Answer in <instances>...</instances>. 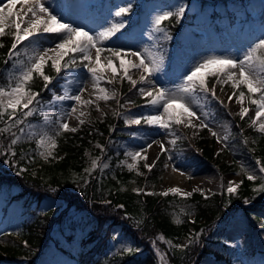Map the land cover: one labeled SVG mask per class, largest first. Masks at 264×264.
<instances>
[{"label":"trees","instance_id":"16d2710c","mask_svg":"<svg viewBox=\"0 0 264 264\" xmlns=\"http://www.w3.org/2000/svg\"><path fill=\"white\" fill-rule=\"evenodd\" d=\"M110 1L114 0H104L101 13L107 14ZM124 1L133 3V7H136V0ZM162 1L175 12L180 5L190 0ZM199 1L201 7L197 13L187 12L188 20L196 22V16L206 14L211 23L215 24L214 19L225 14L230 23L234 22L237 14L236 11L228 10V0ZM239 2L243 0H232L235 8L239 6ZM210 3H219L222 8L210 12ZM128 16L130 20L124 23V28L130 30L131 34L146 32L151 39L146 37L145 45L151 50L155 48L156 41L172 40L182 20V17L166 20L161 24L164 32H157L150 24L149 11L141 10L138 15L129 13ZM263 28L264 16L259 30ZM238 32L247 38L250 48L258 42V32L254 29L247 30L244 26ZM178 35L180 40L186 37L182 31H178ZM11 39V36H5L0 40L4 44L0 48V86L9 83L11 73L15 71L13 61L5 63ZM29 45L30 42L25 41L18 46L21 53L19 61L27 62L32 50ZM170 57L171 51H167L163 59L165 74L170 73ZM77 64L80 65L79 61ZM45 72L51 77L56 75L51 62ZM58 84L59 81L54 79L51 84L54 91H60ZM139 86L137 83L136 87L130 88L126 79L116 85L106 82V87L117 93V107L127 100H132L135 104L143 102L146 97L141 96ZM31 87L40 93L38 100L43 107L39 108L38 115L29 117L24 125L12 130L21 136L14 146L15 156L6 151L11 135L0 134V264H159L158 251L164 255L163 264H199L210 252L214 253L220 263L231 264L236 248L222 243L218 232L225 230L223 223L231 214L264 210V193L253 190L258 180L248 181L244 176L243 183L235 194L221 190L206 195L194 190L191 196L178 193L163 196L120 188V182H127L138 175L119 163L124 155L121 143L131 129L124 127V120L116 114L119 112L118 108L116 112H107L103 119L94 124L85 122L76 132H62L57 137L55 149L61 157L51 162L45 161L39 155L41 149L36 143L39 136L32 135L30 138L28 125L31 124L36 133L46 131L49 135H54L58 130V122L54 118L58 109L51 106L49 101L53 92L49 85L44 88L42 78L36 77ZM212 108L214 118L227 116L218 104ZM47 112L51 113L52 121L45 123L41 116ZM232 122L230 140L240 146H248L252 155L264 160V134L248 124V117L242 120L236 114ZM3 127L4 123L0 121V128ZM21 127L25 129L24 134L19 131ZM97 140L102 147L95 145ZM194 144L199 148L198 151L188 140L179 136L169 150L163 153L160 151L159 159L151 171L143 167L144 174L139 176L157 180L165 171L169 151L176 157L198 156L214 164L221 172L234 168L233 163L225 161L222 153L216 151L214 138L208 135V129L198 131ZM88 147H96V152L110 156L106 169L100 172L97 168L90 175L85 173ZM2 188L7 191L2 193ZM47 199L66 203V206L61 210L60 203L42 207ZM13 203L19 206V211L15 214L11 211ZM71 209L85 215L86 222L75 219L70 213ZM177 216L181 223L175 222ZM114 225L118 227V235L125 238L126 244L133 249H136L134 244H142V248L127 253L125 246L115 247L112 243L114 235L111 233ZM196 234H199L198 238L186 249L172 248L165 242L174 241L177 244L184 236L193 237ZM161 235L164 241L158 239ZM244 252L248 258H252L256 250L249 243Z\"/></svg>","mask_w":264,"mask_h":264},{"label":"snow or ice","instance_id":"6c2138e0","mask_svg":"<svg viewBox=\"0 0 264 264\" xmlns=\"http://www.w3.org/2000/svg\"><path fill=\"white\" fill-rule=\"evenodd\" d=\"M17 5H20L18 9L16 7ZM130 10V4L125 7H119L114 15L119 18L128 14ZM184 11L185 8L181 6L175 12L166 11L156 15L153 20L154 30L164 32V29L161 27L162 22L173 17L179 19L183 16ZM124 27L125 24L123 22L112 23L110 27L94 35L86 31L83 27H75L70 23L63 22L60 16L54 14L45 5L44 0H7V4L4 7H0V38L5 36H11L12 38L5 63L7 64L9 61H13V69H15L11 73L10 82L4 86H0V121L4 123V127L0 128V134H10L12 137L7 146V152L15 156L14 146L21 139V136L12 130L19 125H24L25 120L29 117L38 115L39 108L43 107V105L39 104L38 100L40 93L33 91L31 85L34 83L36 77L42 78L45 89L52 83L54 77L47 75L45 72V68L49 65V62H51V68L59 75L63 69L77 66L76 57L79 56L80 65L87 70L92 78L93 88L98 89L100 93V95L95 96V100L107 102L110 99H114L117 95L115 90L110 91L108 88L101 86V83L106 81V77L103 75L106 69H110L113 76V80H107V83H113L118 78L121 81L127 79L133 87H136L137 83L154 85L155 82L151 77L161 70L163 64L162 57L152 53L145 56L142 52H132L131 56L136 59L125 63V60L121 59V57L127 56L128 54L123 52L121 48L104 47V42L110 40ZM45 34H56L57 42L54 46L47 48L35 47V45L40 43L38 37ZM25 41H29V46L33 49V54L27 57L26 63L19 61L21 53L18 50V46L22 45ZM2 47H4V44L0 42V48ZM105 52L109 53L110 56L105 57L106 62H102V54ZM113 58L120 60L119 70L114 66ZM120 70H122V75H120ZM132 70L141 71L142 74L139 76V80L134 79L130 74ZM202 72H206L207 76L203 75ZM207 77L216 78L217 83L230 84L233 93L228 96V102L231 103L233 97H236L235 102L240 105L237 115L242 120L250 112V108L244 106V101L247 98L249 104L255 106L251 126L259 133L264 134V33L258 38V42L245 53L243 58L237 60L235 58L214 56L205 59L203 62L194 66L190 73L184 77V82L174 89L170 90L163 87L158 89L154 87L147 89L140 88L139 92L141 96L148 98L147 104L154 108H162L163 111L158 115L135 118L126 121V123L140 125L143 121L148 125L158 126L165 130L171 129L173 125H183L192 129L206 128L217 138L218 142L227 140V135L221 137L219 133L210 128L209 124L205 120H202L197 115V112L193 110V105L198 104L196 96L198 92L204 93L206 96L210 94L214 99L217 98L216 85L214 84L209 88ZM242 86L243 89L247 90V97L245 91L241 90ZM86 90V88L81 87L76 94L56 95L50 101L52 105L65 100L75 102L70 110L58 118V130L54 135H49L46 131L36 133L33 130V126L31 124L28 125L29 137L31 138L32 135L39 136L36 143L38 148L42 147L44 149V151L39 152V155L45 161L53 157V150L57 148V137L62 132L77 131L75 127L70 128L68 123L69 118L75 117L80 125L85 123V120L81 119V117L85 116V112L79 111L77 115V106L82 107L95 103L93 99L82 98ZM219 103L224 104V101H219ZM97 111H100L98 105ZM18 112L20 115H17ZM116 114L119 115V113ZM41 119L45 123L52 121V117L46 114L42 115ZM194 119L199 120L200 123H194ZM19 131L21 134L25 133L23 127ZM171 143L175 144L176 140L171 141ZM152 146L153 144L149 143L146 148L140 151L127 153L134 162L127 164L129 170L137 169V165L143 160L145 161L143 167L151 171L154 164L147 163L146 152L147 148H151ZM97 147L101 146L97 145ZM159 147L161 153L167 151L163 142H160ZM157 159H159V156ZM256 163L260 165L259 173L264 174V164L260 160H257ZM98 167L99 158H96L91 161V167L86 168L84 171L90 175ZM103 167L106 168L108 165L104 164ZM173 171H178V169L173 168ZM241 173L248 181H256L259 179L261 184L253 190L264 192V176H258L255 171L248 170L243 166L241 167ZM241 173H237V175ZM180 174L184 175L183 172ZM242 183V180L239 182L229 181L226 191L229 194H235ZM134 191L139 193L141 189H134ZM181 191L178 187H172L162 192L161 195L167 196L169 192L181 193ZM195 191L202 190L195 189ZM191 194V192L184 193L185 196H191ZM175 222L181 223L182 221L177 218ZM198 235L189 237L186 244L177 243L173 245L171 241L165 242L172 248L186 249L198 238ZM113 239L115 240L116 237L114 236ZM158 239L164 241L162 235ZM125 251L127 253H133L134 251H138V249L127 247ZM157 254L163 261L164 255L159 253V251Z\"/></svg>","mask_w":264,"mask_h":264},{"label":"rangeland","instance_id":"374dc122","mask_svg":"<svg viewBox=\"0 0 264 264\" xmlns=\"http://www.w3.org/2000/svg\"><path fill=\"white\" fill-rule=\"evenodd\" d=\"M102 0H44L45 5L60 16L63 22L70 23L75 27H83L86 31H89L92 34H96L107 27H110V19L105 15H100L97 12V8L95 6H100ZM7 4V0H0V7H4ZM130 3H125L121 0H117V2L113 3L110 8V15L114 14L115 11L118 10L119 7L128 6ZM131 5V4H130ZM143 6L147 7L151 11V22L156 15L162 14L163 12L170 11L168 6L160 0H144L142 3ZM200 6L199 1L194 0L189 6L184 5L185 9H189L190 11H195ZM17 9L20 5L16 6ZM232 8V4L230 5ZM212 10V7L210 6ZM264 13V0H247L244 6L237 10L238 16L235 18L234 23L231 24L232 27H227V23H225V32L226 37L222 38L216 32L213 31V28L207 26L209 34L205 35L204 39H199L195 36H192L188 41L184 44L178 43L176 46H173V43L170 44L172 48V59L171 63V73L170 75H165L163 72L156 73L160 77L154 80L153 84H146L147 88H165V89H174L179 84L184 82V77L190 73V71L194 68V66L203 62L205 59L210 57H227V58H235L241 59L245 55V53L250 49V46L247 44V38L238 33V29L242 26H247L251 28L258 27L259 19L261 15ZM125 18V17H124ZM223 21H228L226 17L223 18ZM224 23V22H223ZM208 24V18H204L199 25L185 27L183 29L186 32H191V28L195 30H204L205 25ZM7 31V30H6ZM264 33V32H262ZM259 33V37L261 34ZM40 43L35 45L38 48H47L50 46H54L57 42L56 34H45L38 37ZM151 39V37H150ZM142 36L136 35V37L130 38L128 37V33H124L120 36H113L110 40L104 42L105 48H121L123 52L127 53V56H122L121 59L125 60L127 63L130 60H134L136 58L131 56L132 52H142L144 55L148 56V53H151L147 46H144ZM160 49V48H158ZM31 55L33 54V49L31 50ZM94 54V50H93ZM145 55V56H146ZM110 56L109 53L102 54V62L105 61V57ZM169 58V55L167 56ZM114 66L119 70L120 60L113 58ZM138 62V60H137ZM163 70V64L162 68ZM214 70V69H211ZM134 79H138L142 74L140 70H132L130 73ZM203 75L207 76L206 72H202ZM103 75L106 77V80H113V76L110 69H106ZM120 75H122V70H120ZM60 84V92H56L53 94V97L56 95H72L76 94L81 87L86 88L87 90L83 93V99H93L95 100L96 95H100L98 89L93 88V81L90 74L83 67H73L69 68L66 73L59 75L57 78ZM153 80V77H151ZM120 81L118 78L113 82ZM209 88L212 85H216V96L214 99L210 94L206 96L204 93H197L198 104L196 105L198 108L195 110L197 115L205 120L209 124V127L214 131L219 133L221 137L224 135L228 136L227 140H223L222 142H218L215 137L214 146L217 150H220L222 153V158L227 161L233 163L235 166L232 170L227 172H221L217 167L205 161L198 156L194 157H175L170 154V158L166 162V169L161 174V176L156 180L142 178L139 175H143L144 171L142 169L145 161H140L137 165V169H133L137 172L136 177L129 179L127 182H120V188L122 189H141L140 192H151L161 194L162 192L167 191L169 188H172L169 185V181L173 179V174L176 171H173V168H177L178 171L184 173V178L187 177L188 181L181 186H178L182 191L181 195L184 193L192 192L195 189L202 190L205 194H212L214 192H218L221 190H226L229 181H241L243 178V174L241 173V167H245L248 170L255 171L258 176H264V174L259 173L260 165H257L256 161L260 160L262 164H264V160L258 156L251 154V149L248 146H240L232 141H229L230 127L232 126V116L237 114L240 109V105L235 102L236 97H233V101L231 103L228 102V96L232 95L233 89L230 84H222L217 83L215 80H211L210 77H207ZM214 81V82H213ZM106 81L101 83L102 87H106ZM213 82V83H210ZM113 84V83H112ZM221 89H223L221 91ZM34 91V90H33ZM238 95V92H237ZM52 97V99H53ZM247 97V93H246ZM215 100L224 101V104H221L227 112H229L230 116H222L219 118H214L213 108L211 105ZM74 101L65 100L62 102H56L54 105L58 109V113L54 116L55 119L62 117L65 112L70 110V108L74 105ZM97 105L99 106L100 111H97ZM114 106L113 99L105 102V105L102 106L100 100H95V103L87 106H77L78 112L84 111L85 116L81 117L84 120L96 121L103 117V115L108 112ZM244 106L250 108L249 116L250 119L254 117L255 106L250 105L247 98L244 101ZM123 107L125 108L123 112V117L125 122L135 118L147 117L149 115H158L162 112L161 108H154L146 103L144 106H140L137 109L132 106L130 101L124 103ZM222 109V108H221ZM223 110V109H222ZM224 111V110H223ZM46 115L51 116L50 112H47ZM194 123H200L199 120H193ZM68 123L70 128H80L82 125L78 123L75 117L69 118ZM128 124V123H126ZM133 125V124H128ZM192 129L190 127H185L183 125L173 126L169 130L161 129L158 126H144L140 129L131 130L130 135L123 139L121 143V147L124 148V157L121 160V163L127 167V164L134 163L131 158L127 155V153L140 151L147 147L149 143H152L153 146L151 148H147V163L154 164L159 152L160 142L164 143L165 148L171 147L173 143L171 141L175 140L178 136L183 137L184 140H188L189 142L194 143V137L197 135L198 130ZM208 135H212L211 132L208 131ZM155 142V143H153ZM95 145H99V141L95 142ZM96 147H88L86 149V154L88 158V164L85 167H91V161L93 159L99 158V167L98 169L104 170V164L109 165L110 156L105 155L104 153L100 154V152H96ZM41 151L44 149L41 147ZM40 151V152H41ZM100 156H103L101 158ZM54 157V158H53ZM53 157H50L47 161L58 160L61 157L60 153H57L56 150H53ZM128 168V167H127ZM97 169V168H96ZM140 173V174H138ZM167 173V175H165ZM237 173H241L237 175ZM258 181L254 184V188H258L261 184V181ZM186 181V180H185ZM190 182V184H189ZM2 193L7 191L6 188H2ZM172 193V192H169ZM264 193V192H261ZM59 201L55 199H47L42 203V207H46L48 205H58ZM66 206V203H60V210ZM11 211L13 214L19 211V206L16 203H13L11 206ZM70 213L73 215L75 219L78 221H85L87 217L80 212H75L73 209L70 210ZM193 216V213H191ZM177 218H179L177 216ZM84 222V223H85ZM225 225V230L222 232H218V235L221 237V240L231 244L239 249L238 253L233 255L231 264H264V211H252L250 213L246 211H238L235 214H231L228 217V220L223 223ZM111 233L116 236V240L112 239L113 245L115 247H131L129 244H126L125 238L118 235V227L112 226ZM172 242V241H171ZM188 242V236H184L182 241L179 244H186ZM248 242H251L254 248L258 251L252 258L247 259L245 254L243 253V247L246 246ZM175 245V242H172ZM134 248L140 250L142 248V244L133 245ZM199 264H222L219 263L213 254H209L204 256Z\"/></svg>","mask_w":264,"mask_h":264},{"label":"bare ground","instance_id":"6f19581e","mask_svg":"<svg viewBox=\"0 0 264 264\" xmlns=\"http://www.w3.org/2000/svg\"><path fill=\"white\" fill-rule=\"evenodd\" d=\"M198 107L196 105H193V110L195 111ZM156 109V108H155ZM162 109V108H161ZM163 111V109H162ZM181 172L180 171H176L173 174V179L169 181V185L171 187H178V186H181L183 185L184 183H186L188 181L187 177L184 178L183 176L184 175H181L180 174ZM165 175H167V173H165ZM186 180V181H185ZM190 184V182H189Z\"/></svg>","mask_w":264,"mask_h":264}]
</instances>
